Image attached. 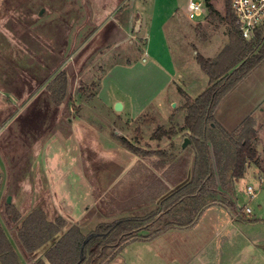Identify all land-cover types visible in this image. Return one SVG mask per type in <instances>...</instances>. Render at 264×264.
<instances>
[{
    "label": "rangeland",
    "instance_id": "obj_1",
    "mask_svg": "<svg viewBox=\"0 0 264 264\" xmlns=\"http://www.w3.org/2000/svg\"><path fill=\"white\" fill-rule=\"evenodd\" d=\"M188 1L0 0V218L24 264L53 241L27 253L7 204L64 216L66 229L78 224L89 236L101 223L160 211L159 198L189 178L195 152L192 142L182 147L183 104L209 85L197 53L216 57L230 24L227 0H202L205 14L194 19ZM216 115L229 131L256 120V161L230 187L212 188L216 202L198 224L144 241L190 211L159 215L97 264H264V61ZM158 179L165 191L150 195Z\"/></svg>",
    "mask_w": 264,
    "mask_h": 264
},
{
    "label": "trees",
    "instance_id": "obj_2",
    "mask_svg": "<svg viewBox=\"0 0 264 264\" xmlns=\"http://www.w3.org/2000/svg\"><path fill=\"white\" fill-rule=\"evenodd\" d=\"M231 1L226 2V19L229 26V43L213 58L197 53L202 69L209 76L208 87L196 98L186 96L185 131L193 144L195 161L189 178L169 191L162 190L164 183L157 180L148 190L151 194L164 193L158 200L160 211L154 210L145 216L128 217L111 223L99 224L89 236L84 235L80 226L72 225L64 216L49 219L43 209H33L26 215L12 204L13 222L18 225L17 235L27 253H36L49 242L51 245L35 264H97L106 251L117 246L116 255L130 240L147 230L159 220V215L177 214V210L190 211L189 218L169 219L162 229L149 238L180 224L189 226L199 219L202 212L216 201V185L223 189L231 186L233 180L243 177L247 167L258 157L254 143L257 136L256 120L248 116L234 130H228L217 119L218 109L223 100L233 92L264 61V25L252 40L241 34L235 22ZM209 14H217L213 4L207 3ZM58 102L55 97H53ZM130 150L140 151L135 145L124 140ZM151 154V153H150ZM2 176L0 173V185ZM0 264H22L5 228L0 221ZM105 264H109L105 263Z\"/></svg>",
    "mask_w": 264,
    "mask_h": 264
},
{
    "label": "built area",
    "instance_id": "obj_3",
    "mask_svg": "<svg viewBox=\"0 0 264 264\" xmlns=\"http://www.w3.org/2000/svg\"><path fill=\"white\" fill-rule=\"evenodd\" d=\"M231 7L236 25L243 37L247 40L254 39L259 28L264 25V0H232ZM187 11L192 19L204 15V2L202 0H189ZM247 190L249 194L255 193L252 185H248ZM246 212L251 213L252 210L246 207Z\"/></svg>",
    "mask_w": 264,
    "mask_h": 264
},
{
    "label": "crops",
    "instance_id": "obj_4",
    "mask_svg": "<svg viewBox=\"0 0 264 264\" xmlns=\"http://www.w3.org/2000/svg\"><path fill=\"white\" fill-rule=\"evenodd\" d=\"M209 14V13H208ZM203 16V15H202ZM83 28V27H82ZM82 29L80 28V30L79 31H81ZM129 32V31H128ZM129 37V36H128ZM184 102V101H183ZM123 109H124V102H123ZM258 126H259V124L257 123V125H256V129H258ZM3 182V181H2ZM1 182V183H2ZM1 186V185H0ZM212 206H214V205H212ZM211 206H209L208 208H210ZM208 208H206L203 212H202V215H201V217L203 216V214L205 213V212H207V210H208ZM201 217H199L200 219H201ZM199 219V220H200ZM0 221L2 222V220H1V218H0ZM199 222V221H198ZM198 222H197V224H198ZM2 224H3V222H2ZM3 226H4V224H3ZM4 228H5V231H6V233H7V230H6V227L4 226ZM165 233V232H164ZM7 235L9 236V234L7 233ZM162 236H163V234H160L159 236H158V238H156V239H151V240H144V241H149V242H155L157 239H160V238H162ZM9 238H10V240H11V237L9 236ZM141 241V240H140ZM143 241V240H142ZM11 242H12V240H11ZM12 244H13V242H12ZM13 246H14V244H13ZM14 248H15V246H14ZM15 250H16V252L18 253V251H17V249L15 248ZM18 255H19V257H20V254L18 253ZM20 259H21V261H22V264H24V261L22 260V258L20 257ZM119 258H117V260H118ZM121 260V259H120ZM113 261V260H112ZM111 261V262H112ZM111 262L109 263V264H111Z\"/></svg>",
    "mask_w": 264,
    "mask_h": 264
},
{
    "label": "water",
    "instance_id": "obj_5",
    "mask_svg": "<svg viewBox=\"0 0 264 264\" xmlns=\"http://www.w3.org/2000/svg\"><path fill=\"white\" fill-rule=\"evenodd\" d=\"M115 109H116L117 111L122 110V109H123V103H122L121 101H118V102L116 103ZM190 143H191V140H190V138L187 136V137H185V139H184V141H183V143H182V147L184 148V147H186V146H187L188 144H190ZM8 202H9V203L11 202V197H10V196L8 197Z\"/></svg>",
    "mask_w": 264,
    "mask_h": 264
}]
</instances>
